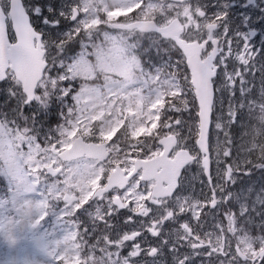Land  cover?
Wrapping results in <instances>:
<instances>
[{
    "label": "rangeland",
    "instance_id": "1",
    "mask_svg": "<svg viewBox=\"0 0 264 264\" xmlns=\"http://www.w3.org/2000/svg\"><path fill=\"white\" fill-rule=\"evenodd\" d=\"M137 2L97 0L94 3L93 0H85L81 5L80 21L84 26L94 23L95 6L107 12L125 11L126 8L137 6ZM198 3L201 0L176 4L165 3L164 0H148L138 11L156 16L163 23H167L174 13H179L190 23H198L200 30L195 29L191 33L193 38H198L199 34L206 32L201 21H193L199 9ZM219 7L212 6L216 15H219ZM117 37L112 32L103 33L102 41L94 43L96 50H100L94 53L96 66L109 73L108 81H103L104 93L95 84L82 85L63 126L45 130L24 124L20 117H13L11 121L0 118V174H5L9 185H16V188L8 187L6 193H0V225H5L0 229V264H55L58 259H61L62 264H85L76 249L80 240L83 244L89 241L88 236L93 232L95 224L103 219V202H93L90 196L93 188L105 177L107 167H111L114 161L125 162L129 157L136 156L139 147H145L150 153L156 152L158 147L155 145V137L171 119L177 120V124L170 122V130L178 137V147L196 150L194 141L198 125L187 97V80L182 78L178 84L171 78L159 79L156 75H144L141 69L136 70V73L132 67V58L127 55ZM120 37L121 40L125 39ZM261 43H264V33L249 44ZM229 58L230 55L223 51L220 60L223 66ZM239 62L242 66L245 64L242 59ZM71 70L87 78L95 77L93 62L84 55H78L73 60ZM139 75L140 80L137 79ZM249 81L251 83L247 84ZM215 83L217 90L209 131L215 177L220 172L222 160L230 156L243 171L238 176V184L244 210L247 212L250 205L256 212V206H262L261 197L264 195V183L256 182L264 178L260 170L263 167L261 162L264 161V137L259 131L260 125L261 129L264 125V75L246 65L242 71L237 68L225 69ZM6 88L10 93H15L11 96L16 105L24 102L16 94V86L12 81L7 82ZM163 93L169 97L164 105V113L169 116L165 122L160 116L154 117L152 109L153 100ZM173 116L176 118H171ZM146 121L152 122V132L144 130ZM26 129L29 133L23 131ZM114 130L118 131L113 133ZM142 130L144 134L137 136ZM78 135L85 140L106 141L111 152L110 160L101 166L87 160L61 163L51 148L63 149ZM159 152L157 150L156 153ZM48 165L56 168L62 166L63 170L53 177L45 172ZM195 172L200 173L198 166L188 170L181 193L187 188L186 183L194 181ZM151 184L131 182L122 194L124 203L138 205L145 194L148 196ZM215 186L220 188V181ZM18 189L22 195L16 194ZM65 194L76 198L72 206L63 200ZM106 203L109 204V200ZM167 203L178 204V200L174 198ZM83 207L87 208L85 212ZM92 208L93 212L86 213ZM45 212L46 217L41 219ZM261 212L264 215V211ZM87 216L90 225L94 223L90 228L87 220H84ZM141 218L140 224H146L147 229L159 228L163 224L166 227L171 225L162 218L157 221L156 218H149L148 223L144 217ZM261 220L263 226L252 225L253 229L261 230L260 235L249 237L245 234L243 248L247 253L255 245L264 242V216H261ZM150 223L153 227H150ZM127 235L120 237L117 234L112 243H118ZM79 251L88 254L89 264L93 263V244H84L83 251ZM126 264L141 263L133 261Z\"/></svg>",
    "mask_w": 264,
    "mask_h": 264
},
{
    "label": "water",
    "instance_id": "2",
    "mask_svg": "<svg viewBox=\"0 0 264 264\" xmlns=\"http://www.w3.org/2000/svg\"><path fill=\"white\" fill-rule=\"evenodd\" d=\"M9 15L12 17V27L15 29L16 41L9 44L3 14L0 13V77L6 75L7 69L10 68L14 72L16 79L22 83V88L24 93L27 94V99H33L34 89L46 66V63L42 59L44 50L41 48L40 36L28 24L23 9L13 8L9 12ZM115 26L124 28L136 27L141 31H156L164 38L174 39L178 47L184 52L199 104L200 133L197 138V145L203 153H207L208 130L213 101L211 80L215 76V68H212V63L216 55L215 51L206 59L201 60L199 55L204 43H187L179 39L178 35L182 31V26L177 19L165 27H157L152 21H140L129 25ZM208 28L212 29L214 25H209ZM176 141L174 135L161 138L159 143L164 147L163 153L150 160L142 161L144 167L143 179L154 178L156 180L152 188V196L156 198L173 193L182 168L192 160L186 150L178 151L173 159L168 158V153L175 146ZM58 156L63 161L82 156L97 158L102 161L107 157V151L105 143H86L81 137H77L74 139L72 145L59 153ZM203 163L207 168L208 158H205ZM47 170L52 172V174H56L59 171H51L49 167H47ZM131 175L125 178L122 177V171L119 167H116V170L111 172L108 177L107 185L103 189L96 191L95 195L101 196L103 192L109 191L114 185H119L120 188H123ZM164 182L167 184L166 186L163 185ZM71 201L72 198H69L68 203L71 204Z\"/></svg>",
    "mask_w": 264,
    "mask_h": 264
},
{
    "label": "flooded vegetation",
    "instance_id": "3",
    "mask_svg": "<svg viewBox=\"0 0 264 264\" xmlns=\"http://www.w3.org/2000/svg\"><path fill=\"white\" fill-rule=\"evenodd\" d=\"M254 2H257V5L253 12L249 8L246 9L247 12H251L252 16L261 13L257 9L258 7H264V4H260V0H254L249 3L252 5ZM205 17L206 12L203 18ZM223 35H227V31H224ZM217 37L219 38L220 47L223 37L219 35ZM204 39L209 40V37ZM243 42H248L245 36H243ZM209 48L208 46L206 50L209 51ZM234 64L238 65L237 62L228 63V65ZM218 66L220 69L219 63ZM227 163L228 161L223 162L219 172V179L226 178L224 169H227ZM235 171H237V168L235 170L233 166L231 172L234 173ZM213 191L215 190L212 185L210 190H208L204 187H199L198 181L195 180L186 192L178 195L179 204L167 206L168 209H172L171 212L165 211L164 206L161 205L159 217L169 218L174 227L172 229L179 235V240H185L190 245L189 251L194 252V254L199 253L201 259L217 255L226 260L228 264H234L236 246L240 244L243 238L244 206L240 204V199H230L226 189L222 190L221 194H218L213 205ZM146 214L149 217L151 213L148 211ZM164 234L161 233V236ZM216 239H220V241L213 247L211 243Z\"/></svg>",
    "mask_w": 264,
    "mask_h": 264
},
{
    "label": "trees",
    "instance_id": "4",
    "mask_svg": "<svg viewBox=\"0 0 264 264\" xmlns=\"http://www.w3.org/2000/svg\"><path fill=\"white\" fill-rule=\"evenodd\" d=\"M37 1L38 5L43 8H46L48 6L45 3H42V0ZM56 6V11H60L61 9L63 10L62 5L57 4ZM139 17V14L132 12L130 19L134 20ZM87 36L88 31L82 30L80 27L75 28V31L70 33L65 32V29L62 27L53 28L47 33L46 47L50 66L44 79L38 86L35 100L37 103H34L32 107L38 106L37 108L42 109L45 103L52 104L53 98L56 99L57 103L56 105H54V112L49 113L48 116L45 117L46 121L52 119L54 116L55 119L50 124L44 123L42 126L38 124L39 127L46 129L50 126H58V124L62 121V116L66 114L67 104L64 101L61 102V95L64 94L61 90V88H63V85L60 83V77L58 73L59 68L54 55L60 58L63 63H67L73 55L74 50H76L80 46V43L82 44L87 40ZM148 38L151 39V35L146 36V39L149 41ZM147 40L143 42L144 48L148 47L149 45V42ZM163 43L166 60L167 62H169L168 64L173 68H177L180 74L186 73L184 71L183 57L181 53L173 46L172 43L167 41H163ZM55 46H58L60 51H63L65 53L64 57L60 56V51L54 52ZM53 65L57 66L54 67ZM13 82L16 86V94L19 97H22L20 87H17V85L19 84L15 81ZM187 91V97L189 98L190 102L193 103L192 91L189 87H187ZM67 97L68 98L66 100H69L70 96ZM167 101V98L163 99L160 105L164 106ZM22 108L23 103L16 105V103L14 102V97L10 95L9 90H6L4 85L0 83V118L11 121L13 117H20L22 120H24V124H33L31 114L23 113ZM160 118H162V116ZM97 231L99 234H101V230Z\"/></svg>",
    "mask_w": 264,
    "mask_h": 264
},
{
    "label": "snow or ice",
    "instance_id": "5",
    "mask_svg": "<svg viewBox=\"0 0 264 264\" xmlns=\"http://www.w3.org/2000/svg\"><path fill=\"white\" fill-rule=\"evenodd\" d=\"M260 4H264V0H260ZM249 0H243V2H236V0H233V2L228 3L226 5H223V7L227 8H242V9H248L250 8ZM56 3L55 0H53V3L48 5L46 8H43L39 5L31 6L29 4V0H0V13L3 14L4 23L6 26V36L8 35V32L11 31L12 33H15V29L12 27V17L9 16V12L13 10V8H22L24 15L27 17V22L30 26H32L33 31L36 32L41 26L46 28H60L63 27L61 24V20L55 19L53 20L51 17L52 15H57L62 17L63 19H69L67 16L63 15V10L61 9L60 13L56 12ZM262 14H264V7H258L257 8ZM47 13V14H46ZM228 13L225 12V21L227 20ZM33 19H37L40 21L39 24L33 25L32 21ZM239 19L242 21L241 27L247 32L249 29L252 30V36L256 37L257 33L255 31V28L258 27L260 30V33H264V21L259 22L258 24H252V14L251 12H245L243 15L239 17ZM226 34V33H225ZM38 35L40 36L41 40L44 39V33L38 32ZM13 43V40L11 37H9V44ZM71 43V42H70ZM249 43H251V40H249ZM262 48H264V44H262ZM65 53L63 51H60V56L64 57ZM56 67L57 65H53ZM58 67L63 68V65H58ZM9 79V76L6 74L3 77H0V80H7ZM212 79H215V76L212 77ZM63 83V81H61ZM17 87H20L17 85ZM217 89L213 88V93H215ZM71 91V89L69 90ZM10 95H15V93H10ZM24 96L26 97L27 94L24 93ZM67 94H65L64 97L61 98V102L64 99H67ZM34 103H37L34 99H25L23 102V113H30L33 126L36 125H43L44 123H52V121L55 119V116L50 120H45V117L48 116L49 113L54 112V105H56L57 101L55 98L52 100V104L45 103L43 108H36L32 107ZM235 123V121H233ZM250 174V173H246ZM10 179V178H9ZM8 187L16 188V185H9L8 181L5 179V174H0V193H6ZM17 195H22V191L19 189L17 190ZM82 211V210H81ZM264 259V258H262ZM27 264V262H25Z\"/></svg>",
    "mask_w": 264,
    "mask_h": 264
},
{
    "label": "bare ground",
    "instance_id": "6",
    "mask_svg": "<svg viewBox=\"0 0 264 264\" xmlns=\"http://www.w3.org/2000/svg\"><path fill=\"white\" fill-rule=\"evenodd\" d=\"M259 131H264V125L262 126V129H261V125H260V130ZM256 182L264 183V178L260 179V180H256ZM261 199H262L263 203H262V206H259V207H260V209L262 211H264V195H262Z\"/></svg>",
    "mask_w": 264,
    "mask_h": 264
}]
</instances>
